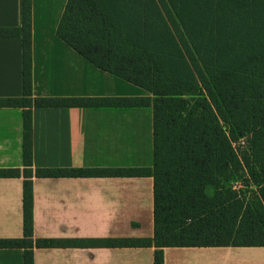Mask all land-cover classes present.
<instances>
[{"label":"trees","instance_id":"trees-1","mask_svg":"<svg viewBox=\"0 0 264 264\" xmlns=\"http://www.w3.org/2000/svg\"><path fill=\"white\" fill-rule=\"evenodd\" d=\"M23 238L0 249L69 247H264V0H68L56 35L99 70L144 89V97L32 94V0H21ZM153 109L154 165L33 170L34 108ZM246 143V147L241 144ZM238 146V149L236 148ZM241 148V149H240ZM154 180L152 238L34 239L33 178L147 177Z\"/></svg>","mask_w":264,"mask_h":264},{"label":"crops","instance_id":"crops-1","mask_svg":"<svg viewBox=\"0 0 264 264\" xmlns=\"http://www.w3.org/2000/svg\"><path fill=\"white\" fill-rule=\"evenodd\" d=\"M68 0H32V94L144 97L56 35ZM22 27L21 0H0V29ZM22 96V39L0 37V98ZM154 165L153 109L34 108L33 170ZM23 110L0 108V169H23ZM34 239L152 238V177L33 178ZM23 238V178H0V240ZM214 259L216 260L214 263ZM165 264H264V247L166 248ZM0 264L23 250L0 249ZM34 264H154V248L34 249Z\"/></svg>","mask_w":264,"mask_h":264},{"label":"rangeland","instance_id":"rangeland-1","mask_svg":"<svg viewBox=\"0 0 264 264\" xmlns=\"http://www.w3.org/2000/svg\"><path fill=\"white\" fill-rule=\"evenodd\" d=\"M241 146H242V147H246V143L241 144ZM236 148L238 149V146H236ZM240 149H241V148H240ZM215 261H216V260L214 259V263H215Z\"/></svg>","mask_w":264,"mask_h":264}]
</instances>
